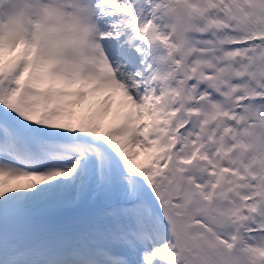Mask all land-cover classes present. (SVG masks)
Wrapping results in <instances>:
<instances>
[{"label": "snow or ice", "instance_id": "6c2138e0", "mask_svg": "<svg viewBox=\"0 0 264 264\" xmlns=\"http://www.w3.org/2000/svg\"><path fill=\"white\" fill-rule=\"evenodd\" d=\"M0 264H264V0H0Z\"/></svg>", "mask_w": 264, "mask_h": 264}, {"label": "clouds", "instance_id": "9594fccd", "mask_svg": "<svg viewBox=\"0 0 264 264\" xmlns=\"http://www.w3.org/2000/svg\"><path fill=\"white\" fill-rule=\"evenodd\" d=\"M176 51L179 53V49H176ZM182 58H183V56H182ZM218 103H223V102H218Z\"/></svg>", "mask_w": 264, "mask_h": 264}]
</instances>
